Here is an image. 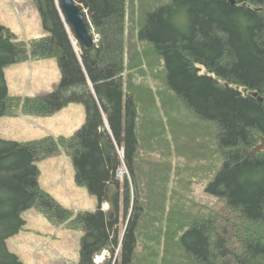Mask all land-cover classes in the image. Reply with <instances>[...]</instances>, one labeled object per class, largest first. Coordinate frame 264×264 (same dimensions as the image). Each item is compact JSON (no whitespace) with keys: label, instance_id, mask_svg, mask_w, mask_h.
<instances>
[{"label":"trees","instance_id":"trees-1","mask_svg":"<svg viewBox=\"0 0 264 264\" xmlns=\"http://www.w3.org/2000/svg\"><path fill=\"white\" fill-rule=\"evenodd\" d=\"M37 2L47 36L20 41L0 23V119L49 117L71 104L84 105L87 119L72 137L0 139V264H24L8 240L33 207L85 233L77 264H264V151H255L264 138V0H146L143 51L128 48V0H76L97 37L92 49L78 42V53L56 1ZM50 58L62 73L57 90L9 95L6 67ZM162 93L211 127L202 135L216 144L217 169L198 175L214 200L188 187L191 211L165 213L159 176L146 170L149 185L142 176V139L158 132L141 125ZM62 152L76 184L98 199L95 211L76 213L41 189L38 162Z\"/></svg>","mask_w":264,"mask_h":264},{"label":"rangeland","instance_id":"rangeland-1","mask_svg":"<svg viewBox=\"0 0 264 264\" xmlns=\"http://www.w3.org/2000/svg\"><path fill=\"white\" fill-rule=\"evenodd\" d=\"M133 1L136 4L135 12L132 10ZM146 6V0H128V48L143 51L146 47L137 38ZM0 23L9 28L17 40L24 42L49 34L44 27L37 0H0ZM5 77L9 95L23 99L45 96L57 90L62 73L57 58L31 59L6 67ZM151 84L157 95L160 94L158 89L161 92L164 90L162 84ZM146 110L151 115L145 117L146 122L144 125L142 123L141 130H155V134L158 133L148 138L147 132L142 139V176H145L144 181L148 185L152 180L146 176V170H150L148 174L159 176L156 183L160 184V195L165 199V213L193 210L195 198L188 187L196 188V199L200 202L211 203L214 199L207 195L198 175L201 171L212 175L219 164L216 155L211 153L216 145L215 140L202 135V130L212 128L205 127L183 104L168 99L163 93L157 97L155 106L148 105ZM86 119V109L82 104H71L49 117L5 116L0 119V139L31 142L48 136L72 137L85 125ZM147 138L148 142L151 140L149 143ZM37 165L41 189L52 195L59 204L76 213L97 209L98 199L87 188L76 184L74 162L66 153L45 158ZM123 174L120 173L121 177ZM23 219L27 222L26 226L20 234L8 240V248L24 264H77L80 261L85 237L83 231L70 229L68 223L50 222L37 207L25 211ZM153 222L147 221L146 224L151 227ZM121 227H124V223ZM107 256L108 253H105L97 258V262L102 263Z\"/></svg>","mask_w":264,"mask_h":264},{"label":"water","instance_id":"water-1","mask_svg":"<svg viewBox=\"0 0 264 264\" xmlns=\"http://www.w3.org/2000/svg\"><path fill=\"white\" fill-rule=\"evenodd\" d=\"M57 8L60 12V15L66 24L68 33L71 36V32L69 30V27L71 26L75 38L77 42H79L84 48L86 49H92L96 45V40L93 36V34L90 32L88 23L86 20L85 12L82 9V7L76 2V0H61L60 6H59V0H55ZM232 4H235V0H231ZM71 40L73 42V45L75 47L76 52H79V49L76 47L73 38L71 36ZM261 102H264L263 99H260ZM256 152L264 151V138H262V144L259 145L256 150Z\"/></svg>","mask_w":264,"mask_h":264},{"label":"bare ground","instance_id":"bare-ground-1","mask_svg":"<svg viewBox=\"0 0 264 264\" xmlns=\"http://www.w3.org/2000/svg\"><path fill=\"white\" fill-rule=\"evenodd\" d=\"M59 6H60V2H59ZM60 7H61V6H60ZM69 30H70V32H71V36H72V38H73V41H74V43H75L76 47L78 48V42H77V40H76L75 36L73 35V33H72V31H71L70 27H69Z\"/></svg>","mask_w":264,"mask_h":264},{"label":"built area","instance_id":"built-area-1","mask_svg":"<svg viewBox=\"0 0 264 264\" xmlns=\"http://www.w3.org/2000/svg\"><path fill=\"white\" fill-rule=\"evenodd\" d=\"M103 209H104V210H108V209H109V206H108V205H104V206H103Z\"/></svg>","mask_w":264,"mask_h":264}]
</instances>
